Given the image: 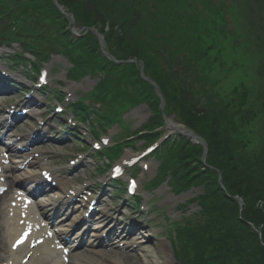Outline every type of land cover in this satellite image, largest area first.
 <instances>
[{
  "label": "trees",
  "instance_id": "1",
  "mask_svg": "<svg viewBox=\"0 0 264 264\" xmlns=\"http://www.w3.org/2000/svg\"><path fill=\"white\" fill-rule=\"evenodd\" d=\"M57 1L81 25L94 27L105 35L107 47L116 59L143 62L145 76L159 87L167 112L178 113L186 125L203 124L197 133L205 141L209 168L202 163L199 145L182 149L185 145L181 143L177 149L182 151L173 168L181 170L177 179L179 185L194 182L205 188V196L200 198L202 216L177 229L180 263L264 264V157L253 159L249 153L238 154L233 144L242 138L241 127L244 132H250L246 127L251 118L240 116L250 107L247 94L233 90L227 100L219 98L218 102H213L214 96L203 92V87L196 91L192 83L185 85V74L179 79L184 84L180 87L175 69L180 65L181 71L194 70L199 75L198 84L208 82L217 68L215 61L208 59L220 46L222 36L218 28L223 24L225 13L221 8L224 6L211 0H142L139 10L133 14L123 0ZM141 22L143 27H140ZM107 25L108 31L105 30ZM65 30V26L59 28L60 34L68 39ZM77 50L96 60L104 70L119 71L129 78L152 114L160 118L154 90L141 80L133 65L117 68L111 63L106 65L107 60L99 52L96 39L90 35L79 43ZM161 52L169 54V62L162 58ZM196 94L197 99L204 97L203 103L198 99L194 104ZM202 104L203 107L198 108ZM223 124L227 126L225 130ZM233 135H236L234 141ZM242 141L243 148L250 146V140L242 138ZM217 171L226 192L218 184ZM235 196L243 201L241 213L237 202L231 199ZM258 202L263 203L262 208L257 207Z\"/></svg>",
  "mask_w": 264,
  "mask_h": 264
},
{
  "label": "rangeland",
  "instance_id": "2",
  "mask_svg": "<svg viewBox=\"0 0 264 264\" xmlns=\"http://www.w3.org/2000/svg\"><path fill=\"white\" fill-rule=\"evenodd\" d=\"M134 1L135 0H123L128 10L130 9ZM149 7L150 4H148L147 6V9L150 11ZM196 7L200 8L198 5H196ZM229 16H231V18H228ZM226 18H228L226 22V29L228 31L231 32L234 29L233 26L234 23L232 21L234 20L235 29L239 27L242 30V33L245 35V38L253 41L256 39V37H260L261 43L258 49L255 48L252 44L251 50L248 52L245 51L247 53L244 55H242L241 53L238 54L234 52L233 54L229 52L226 48V42L225 44H223V47L212 52L211 58L208 59V61L209 62L215 61L214 65L217 66V68L210 74L208 82H205L204 86L202 85V87L205 92H209L214 96V98L212 99L213 102H218L220 97L221 98L227 97L228 99V97L231 96L232 91L235 88L238 89L240 85L243 88H248L254 94V96H258L259 92H264V74L262 72L260 73V69H258V66L261 67V65L264 64V0H240L238 5V12L236 10H233L232 14L231 15L228 14ZM238 18L240 19V21L238 20ZM140 27H143V22L140 23ZM226 29H224V32ZM164 55L168 57V54H164ZM53 64L61 68L66 65V62L62 59V57L60 58L58 57L55 59V62L53 61ZM4 66L5 65H2V67ZM139 66L140 64L135 61V64L133 65V69L135 71H138ZM9 71L11 74H17L19 76V79L22 80L24 79L21 74V68L9 69ZM184 74L185 77L190 76L189 72L183 71L182 75ZM61 75H62V71L61 74H59V76L53 79V81H55L58 77H61L62 80L63 77ZM192 78L193 76L191 77V79ZM97 82L98 79H90L83 81L82 90L84 91V93L89 92ZM55 84H57V82L53 83V86L57 87L56 90H59L58 88L59 86ZM128 87L131 89L129 85ZM130 89L126 87L124 93L125 94L131 93ZM196 89H198V87ZM76 90L79 91L80 89L77 88ZM129 95L132 96V93ZM24 98L25 96L21 98V101L24 100ZM19 99L20 98H18V94H16L11 98H7L0 101L20 102ZM201 100L202 98L200 96V101ZM35 106H37V109H40L38 105ZM1 107L2 106L0 105V108ZM134 107L135 106L133 105L126 104L125 105L126 111L123 113V115H125L126 122L129 123L130 125V129L132 133L139 132L140 129H142V127L150 119L149 111L144 105H138L137 107L135 108ZM65 113H67V118L71 117L68 111H66ZM165 116H166L165 120L163 122L162 121L159 122L161 126L163 125L162 128H157L155 130L156 133H161V131L164 129L166 125L165 123L166 120H168V122H172L173 124H177L176 121L178 120L175 121L174 119L175 115L168 112H164V108H163V114L161 117H165ZM250 118H251V122L246 127V129L249 130L250 132L249 133L244 132L242 127L240 129V132L242 133V138L245 140H250L251 142L250 146H248V148H243L244 142L242 141L241 137L240 140L234 141L236 139V135H233V141H234L233 144L236 146L235 149L238 154L242 152H244L245 154L249 153L250 155L253 156V159H258L262 156L264 157V110L259 113L255 112L250 116ZM29 122H31L30 118L26 122H23L21 125H19L18 128L14 129L13 133L19 130H24V133L29 132L30 129L26 125ZM201 124L194 126V125H189L188 123L187 124L188 126L185 124L188 128V131H183V130L179 131L183 135V138H185L184 140H186V142H190L191 144L193 143V145L195 144L194 141L186 137L185 134L192 133L193 136L195 135L197 137L202 138V136L197 133L202 128L203 124L202 125ZM226 127L227 126L223 124V130H225ZM205 129L208 130L207 127H205ZM229 131L230 129L227 132ZM174 134L176 133L173 131L170 132L168 129H166L165 135H169V137H174L175 136ZM87 138L88 139L86 140V143L90 145L91 144L90 137L88 136ZM133 140L135 141V147H136L135 151L137 152L141 151V149L144 147L142 146L143 142H138L137 138ZM63 143L55 142V144L57 145H62ZM44 144L48 145L47 143ZM162 146L163 144L158 149L162 148ZM81 147H77V148L81 149ZM69 149L70 148H65V147L58 148L57 146H45L43 148V156H46L49 159V166L51 169L55 170L56 172H63L64 174H69V175L73 174L72 178L75 180V182L74 180H71L70 185L75 184L74 186L77 187L78 184L80 185V184L90 183L92 185L98 184L100 187L101 182L105 178H107V175H98L94 172L93 166H95V159L90 158L88 161H86L84 165L77 167V168L80 167L84 168L82 169V171H80L77 168L71 170V172L69 171V169H71L72 166L71 165H70L71 167L69 166V161L67 158L80 157V154L75 153L74 151H70ZM127 153L129 155L133 154L130 151H127ZM149 165L152 170L149 173L146 172L145 173L146 176L143 179L141 178L140 171L138 172L139 174H137L139 175L138 177L141 178L142 180H145L146 183H149L156 176V168L159 166V164L153 158L150 159ZM34 170L36 171V169ZM76 171H78L77 174H74ZM128 173L133 175L135 172L131 170L128 171ZM141 179L138 181H141ZM108 189L109 192L107 195H105V202L103 206V209L104 208L106 209V213L111 215L112 218L118 220L121 224L131 221V218L139 219L137 222H139V224H143V226L145 227L144 231H147L146 233H149L150 235L152 233L153 236L151 235V240L149 239V241L142 243L143 245H141L139 249L137 248L133 250L132 252L135 254L127 258L117 253L116 251V249L118 248L117 242H116V248L111 249L110 247H108L106 249L107 252H103L102 255L114 256V257L118 256L124 260V264H156L157 258L160 264H163V262H168V264H175V261L173 260V250L170 245V241L167 240L168 236H166L167 234L164 233L166 232V230H162L161 227L166 225L167 220H171V221L175 219L178 220L179 217L182 215V213L179 210V206L184 205L189 200L195 198L196 196H199L201 194V189L199 188L190 191L185 195L178 197L173 195L170 192V189L167 188L166 186H162L157 191H144L146 193L143 194L144 196L143 204L146 206L147 212L146 214H141V215L137 213H131L126 208L128 207V204H122L121 201H118L115 198H111L109 194L110 188ZM138 192L140 193L141 189H139ZM48 196H52V194H48ZM50 199L55 201L54 198H50ZM154 206L156 207L155 212L157 216H155V213L151 212L152 207ZM161 211L162 214H164L163 215L164 219L160 214ZM188 211L189 214L192 213L194 214L195 212H198V207L196 206V204H193L189 206ZM166 217L168 218L167 220ZM153 218H156L154 220V224H150L149 221L152 220ZM144 231L142 232L143 234ZM135 234L136 233H133L131 236H128V239L126 240L125 243H130V244L133 243L135 239L131 237L134 236ZM156 234H158L161 237L159 240L156 239ZM119 238L121 239L122 237ZM162 247H165V249L167 250V254H166L167 260L164 258L162 254L161 251Z\"/></svg>",
  "mask_w": 264,
  "mask_h": 264
},
{
  "label": "bare ground",
  "instance_id": "3",
  "mask_svg": "<svg viewBox=\"0 0 264 264\" xmlns=\"http://www.w3.org/2000/svg\"><path fill=\"white\" fill-rule=\"evenodd\" d=\"M2 158L0 156V169L6 170L4 166H2ZM4 172L0 174V184L1 178H4ZM10 188L13 186V182L8 183ZM2 187L6 186V180L4 184H1ZM62 186V185H61ZM10 191L7 197V203H9L7 207V203L4 204L5 211V222L2 224L5 229V234L0 235V263L1 264H56L60 257L56 254L55 250L52 248V243L50 242V236L45 233L41 227L37 224L34 219L33 210L30 208L29 210L23 207L22 203H19ZM7 207V213H6ZM41 210L46 211V206L41 205ZM103 224L107 223L109 220L105 217H102ZM126 226V225H125ZM103 227V226H102ZM105 230H107L106 236L95 239L94 244L98 245V247H103L102 244L107 241L109 237L116 235L119 231H125V228H121L119 224L113 221L112 227L106 225ZM31 230L32 234L27 242V244L18 249L16 252L14 248H11V243L14 242V239L18 236V234ZM142 228L140 226H133L131 231H137L140 234V238H136L139 244L145 243L149 241L150 235L146 233V235H142ZM86 230H82L80 236L85 234ZM126 233V231H125ZM5 235V237H4ZM128 235V234H127ZM2 238V240H1ZM4 240V241H3ZM77 244H80L83 241V237L77 238ZM123 242V241H121ZM101 244V245H100ZM126 248V247H125ZM164 258L167 260L166 254L167 250L165 247L161 249ZM69 264H123L121 260L116 258L107 259L104 261H96L90 255L86 254L82 259H72ZM156 264H160L158 258L156 260ZM163 264H168V262H163Z\"/></svg>",
  "mask_w": 264,
  "mask_h": 264
},
{
  "label": "water",
  "instance_id": "4",
  "mask_svg": "<svg viewBox=\"0 0 264 264\" xmlns=\"http://www.w3.org/2000/svg\"><path fill=\"white\" fill-rule=\"evenodd\" d=\"M239 203L241 204L240 200H239Z\"/></svg>",
  "mask_w": 264,
  "mask_h": 264
}]
</instances>
